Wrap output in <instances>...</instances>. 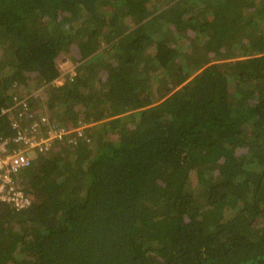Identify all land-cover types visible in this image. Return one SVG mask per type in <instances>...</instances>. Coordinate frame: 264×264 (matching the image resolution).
Listing matches in <instances>:
<instances>
[{
	"label": "trees",
	"instance_id": "obj_1",
	"mask_svg": "<svg viewBox=\"0 0 264 264\" xmlns=\"http://www.w3.org/2000/svg\"><path fill=\"white\" fill-rule=\"evenodd\" d=\"M62 53L0 264H264V0H0L1 136Z\"/></svg>",
	"mask_w": 264,
	"mask_h": 264
},
{
	"label": "built area",
	"instance_id": "obj_2",
	"mask_svg": "<svg viewBox=\"0 0 264 264\" xmlns=\"http://www.w3.org/2000/svg\"><path fill=\"white\" fill-rule=\"evenodd\" d=\"M60 71L59 76L50 83H44L23 96L15 95L12 104L1 109V114H9L13 134L5 137L0 135V204H7L16 211L24 210L32 203L31 196L17 184L18 174L31 165L36 153L48 152L54 141L67 139L76 132L82 135V130L88 126L79 124L63 127L54 124L50 121L47 109L36 112V119H30L32 114L28 102L32 96L41 94L49 84L61 86L76 76L75 66Z\"/></svg>",
	"mask_w": 264,
	"mask_h": 264
},
{
	"label": "rangeland",
	"instance_id": "obj_3",
	"mask_svg": "<svg viewBox=\"0 0 264 264\" xmlns=\"http://www.w3.org/2000/svg\"><path fill=\"white\" fill-rule=\"evenodd\" d=\"M57 62H58V66L60 69L62 70H67L69 69L70 67H77L80 62H73L70 57H68L66 54L62 53L61 55H59L58 59H57ZM43 93V92H42ZM41 93V94H42ZM44 97V96H43ZM90 125V124H88Z\"/></svg>",
	"mask_w": 264,
	"mask_h": 264
}]
</instances>
